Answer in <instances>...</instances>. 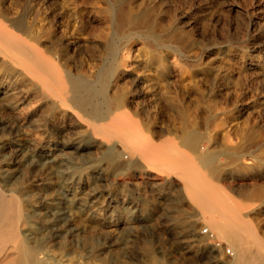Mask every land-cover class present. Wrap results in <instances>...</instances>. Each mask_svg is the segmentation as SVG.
<instances>
[{
    "label": "rangeland",
    "instance_id": "obj_1",
    "mask_svg": "<svg viewBox=\"0 0 264 264\" xmlns=\"http://www.w3.org/2000/svg\"><path fill=\"white\" fill-rule=\"evenodd\" d=\"M73 1L1 0L13 11L31 6L42 8L47 14L54 12L55 36L60 40L68 39ZM89 1L79 0L76 8L86 11L88 38L97 39L112 30L105 23L109 2L98 0L100 11H91ZM157 3L166 22L175 20L197 41L199 51L213 44L223 48L208 52L203 66L197 68L175 61V56L169 53L168 68L163 71L153 60L152 48L138 40L131 44L125 68H121L109 91L121 92L125 97V105L116 114L133 119V124L148 136L146 147L154 148V156L147 159L155 172L141 174L110 165L109 146L122 141L119 132L126 129V123L112 124L106 119L93 124L81 113L61 114L54 108L52 98L26 91L25 80L14 82L15 77L0 75V142L7 146L0 152V170L4 174L13 171L7 181L0 182L7 194L20 200L21 209L32 215L29 224L48 237L51 215L46 207L65 197L61 202L68 210L71 224L63 231L61 242L57 239L51 243L55 259L62 257L77 264H225L231 260L222 247H215L202 233L209 227L223 246L232 247L210 226L211 213L186 199L180 183L172 187L167 184L162 192L156 184L162 182L168 171L163 165L164 154L179 141L185 114L209 135L215 131L224 133L230 125L232 143L245 140L246 134L252 135L254 144L264 142V74L259 68L264 61V39L250 40L244 31L247 9L252 7L259 20L264 15V0H157ZM90 51L85 47L68 49L67 66L74 73L96 80L103 64L88 63ZM93 52L105 56L108 49L102 43ZM6 90L13 92L10 97L3 96ZM211 105L222 116V124L212 123ZM88 128L97 132L89 147L79 153L72 149L54 150L49 157L55 161L44 163L47 161L44 154L51 144L61 146L85 139ZM19 142L25 143L26 151L13 152L12 147ZM205 142H212L216 150L222 148L211 136ZM258 155L247 158L252 166L247 174L235 181L225 178L219 183L223 194L215 201L219 210L261 202L229 188L231 183L235 188L246 183L264 185V178L257 175ZM11 156L12 162L7 164ZM220 157L226 159L227 155L221 153ZM119 159L129 161L131 155L122 153ZM96 168H100L99 174ZM193 174L196 179L197 175L203 177V171L197 173V166ZM190 220L195 221V232L202 237L201 242L194 240L196 237L185 224ZM246 220L258 228L264 214L251 215ZM29 224L22 232L30 233ZM0 264H7V260L0 256Z\"/></svg>",
    "mask_w": 264,
    "mask_h": 264
},
{
    "label": "bare ground",
    "instance_id": "obj_2",
    "mask_svg": "<svg viewBox=\"0 0 264 264\" xmlns=\"http://www.w3.org/2000/svg\"><path fill=\"white\" fill-rule=\"evenodd\" d=\"M86 1L88 0H83V3H87ZM108 2L109 15L105 23L112 29L111 32L108 31L105 36H98L97 39L88 38L86 11L76 8L80 2L74 0L72 5L75 8L69 15L67 28L68 39L60 40L55 36L57 21L54 12L47 14L42 8L31 6L13 11L0 0V75L15 77L14 82L17 79L25 80L26 91L52 98L54 108L61 114L68 111L81 113L93 124L106 119H110L112 124L126 123V129L119 132L122 141L109 146V163L126 170L133 169L141 174H150L155 172V169L147 157L154 156V148L146 147L148 136L143 135L144 131L140 126L133 124V119L116 114L125 105L124 94H111L109 91L113 80L120 75L121 68H125L131 44L138 40L152 48L153 60L157 61L163 71L168 68L169 53L175 56V61L197 68L203 66L208 52L220 51L223 47L213 44L214 46L210 45L199 51L197 41L175 20L166 22L158 9L157 0ZM89 3L91 11H100L98 0H90ZM246 13V35L250 40L264 39V15L258 20L257 12L252 7H249ZM102 43L108 49L106 57L93 52V49L99 48ZM82 47L91 50L88 63L96 64L101 61L103 64L96 80L85 74L74 73L67 66L66 51ZM259 66L264 74V61ZM12 93L11 90H6L3 96L10 97ZM210 108L213 112L212 123L222 124V116L215 110L216 106L211 105ZM185 118L179 141L172 146L170 152L164 154L163 165L168 171L164 173L162 182L156 186L162 192L167 184L172 187L180 183L186 199H192L198 208L211 213L210 226L218 236L228 241L235 251L231 260L225 264H264V221L258 224V228H253L246 220L251 215L264 214V185L257 187L244 183L245 185L235 188L234 183L229 184L231 190H238L248 199H260L259 204L235 205L231 206L229 211H221L215 202L223 195L219 183L225 178L235 181L241 178L242 174L252 170L246 160L248 157H255V153L259 154L257 175L264 178V142L254 144L251 141L252 135L246 134L245 140L232 143L230 125L224 133L215 131L209 135L191 122L186 114ZM96 136L97 132L88 128V136L85 139L61 146L51 144L44 154L47 159L44 163L55 161L49 156L57 149L81 152L91 145ZM209 136L214 142L222 144L221 150H216L212 142H205ZM6 147L0 142V152ZM26 149L24 142L16 143L12 147L13 152H24ZM122 153L131 155V159L120 160ZM221 153H225L227 158H221ZM12 158L13 156L11 160L7 159L6 163L10 164ZM36 162L37 160H34V163ZM196 166L198 174L203 171V177L197 175V179L195 178L193 170ZM12 172L7 170L4 174L0 170V181H7ZM96 173H100V168H96ZM59 199L65 200V197ZM61 200L48 203L50 205L46 207V212L51 215V236L48 237L37 232L36 227L29 224L32 215L21 209L20 200L7 194L0 182V256L7 260V264H77L74 260H63L62 257L55 259L51 253L52 241L62 238L63 231L71 224L68 210L62 206ZM197 211L199 212V209ZM27 224L30 226L28 234L22 232ZM185 224L189 225L191 235L196 237L194 240L201 242L202 237L195 232V221L190 220Z\"/></svg>",
    "mask_w": 264,
    "mask_h": 264
},
{
    "label": "built area",
    "instance_id": "obj_3",
    "mask_svg": "<svg viewBox=\"0 0 264 264\" xmlns=\"http://www.w3.org/2000/svg\"><path fill=\"white\" fill-rule=\"evenodd\" d=\"M202 233L204 235H206L210 241H212L211 243L215 246V247H222L223 249V252H224V255L227 257V258H231L234 256L235 254V251L234 249L231 247V246H228L227 244H225L223 246V244L218 241L215 233L209 228V227H205L202 231Z\"/></svg>",
    "mask_w": 264,
    "mask_h": 264
}]
</instances>
